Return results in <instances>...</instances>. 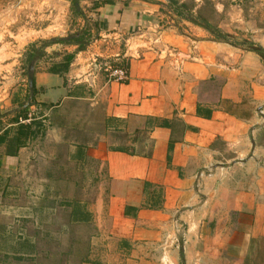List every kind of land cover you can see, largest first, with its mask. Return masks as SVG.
Masks as SVG:
<instances>
[{"label":"crops","instance_id":"1","mask_svg":"<svg viewBox=\"0 0 264 264\" xmlns=\"http://www.w3.org/2000/svg\"><path fill=\"white\" fill-rule=\"evenodd\" d=\"M167 4L100 3L83 18L93 36L84 49L42 48L22 120L41 127L16 155L5 151L14 129L1 133L14 128L27 81L0 101V210L9 177L25 172L40 139L68 143L73 161L88 158L103 179L88 205L95 232L79 264H264V62ZM232 25L219 27L230 33ZM66 53L74 55L68 69L49 71ZM123 60L126 81L102 67ZM5 255L26 254L0 247V264H21Z\"/></svg>","mask_w":264,"mask_h":264},{"label":"rangeland","instance_id":"2","mask_svg":"<svg viewBox=\"0 0 264 264\" xmlns=\"http://www.w3.org/2000/svg\"><path fill=\"white\" fill-rule=\"evenodd\" d=\"M77 1L84 16L96 4L104 3ZM177 1L186 2L195 13L203 0ZM211 2L214 9L223 7L214 15L213 23L219 26L224 21L234 22L230 33L238 41L245 38L264 48V0ZM86 23L73 12L69 0H0V101L7 98L18 80L27 81L28 56L35 47L41 49L44 41L79 32ZM62 45L54 44L61 51ZM35 148L34 145L32 150ZM71 148L68 143L51 144L40 139L37 155L21 166L25 172L9 177L11 189L0 210V233H6L7 238L0 240V247L26 255H5L6 263L79 264L86 256L89 239L95 232L93 222L91 217L88 222L73 221L70 211L77 207L89 211L88 205L103 179L88 158L73 161ZM46 171L53 173L42 177ZM43 183L49 187L43 189ZM260 262L261 258L256 257L252 264Z\"/></svg>","mask_w":264,"mask_h":264},{"label":"trees","instance_id":"3","mask_svg":"<svg viewBox=\"0 0 264 264\" xmlns=\"http://www.w3.org/2000/svg\"><path fill=\"white\" fill-rule=\"evenodd\" d=\"M71 3V8L75 14H77L80 17L85 18L81 8L78 5L77 0H69ZM103 2H111V0H103ZM167 6L172 8V11L176 12V15L184 18L185 20L198 25L205 29L211 37L215 41L220 42H226L233 46L239 47L243 50H248L256 53L259 55L261 60L264 62V48L260 45L254 44L252 41L248 39H242L241 41H238L237 36H234L233 34L223 31L216 23H213L212 20L214 19V15L216 14V11L213 7V4L211 0H203L202 4H200L196 10L195 13L193 12L192 8L189 5H187L186 2L183 1H177V0H167ZM211 4V7L207 4ZM99 4H96L94 7H97ZM101 24H104L103 22ZM94 27L98 29V22L94 23ZM93 36L88 27H85L83 30L79 32L70 33L69 35L62 37V38H55L51 41H44L42 44V48L47 46L50 42H59V43H65V44H76L78 50L84 49L92 40ZM42 48H34L30 55L28 56V61H30L35 56H42L44 53L42 52ZM73 53H66L62 56L61 61L56 62L51 65L49 68V71L53 73L62 74L68 69V66L70 62L73 59ZM116 66L127 68V62L125 60L121 62H116ZM34 89V94H35ZM34 96V95H33ZM28 97V91L26 98ZM26 100H23L19 104V108L16 111V114L11 119L12 123L15 124L14 128H6L1 133V139H6V137L10 134L11 130L14 129L13 136L9 139L7 145H6V154L7 155H16L17 150L19 147L25 145L27 139L34 135L36 131H39V127H41V121L39 120H30L29 122H23L25 119L28 118L27 114V107L28 105L32 104L34 101V97H32L31 101L24 105ZM23 120V121H22ZM35 126V127H33ZM37 129V130H36ZM91 213L87 210H82L81 208H72L70 211V219L73 221H82V222H88L90 221Z\"/></svg>","mask_w":264,"mask_h":264},{"label":"built area","instance_id":"4","mask_svg":"<svg viewBox=\"0 0 264 264\" xmlns=\"http://www.w3.org/2000/svg\"><path fill=\"white\" fill-rule=\"evenodd\" d=\"M120 61L103 62L102 67L105 68L109 77L117 79L121 82L127 79V69L124 67L116 66L115 63Z\"/></svg>","mask_w":264,"mask_h":264},{"label":"water","instance_id":"5","mask_svg":"<svg viewBox=\"0 0 264 264\" xmlns=\"http://www.w3.org/2000/svg\"><path fill=\"white\" fill-rule=\"evenodd\" d=\"M36 62H37V57L35 56L28 62L26 66L28 97L25 101V104H28L34 95L33 72Z\"/></svg>","mask_w":264,"mask_h":264}]
</instances>
